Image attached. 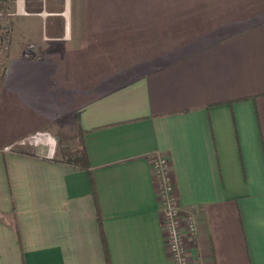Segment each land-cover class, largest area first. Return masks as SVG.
Wrapping results in <instances>:
<instances>
[{"label":"crops","instance_id":"crops-1","mask_svg":"<svg viewBox=\"0 0 264 264\" xmlns=\"http://www.w3.org/2000/svg\"><path fill=\"white\" fill-rule=\"evenodd\" d=\"M68 1L64 36L58 25L54 49L41 51L40 41L36 56L41 66L53 61L43 70L60 83L56 60L76 74L88 71L78 60H91L85 15L70 20ZM206 1L197 9L201 31L181 52L168 47L164 62L150 58L132 80L78 98L70 124L56 111L47 117L45 93L57 89L41 84L32 91L41 89L43 124L15 135L2 117L24 87L0 83V264H172L158 155L170 161L191 264H264V0ZM7 60L5 75L12 61L32 59L12 47ZM93 75L80 77L84 90H94ZM68 127L73 148L83 132L88 168L57 160L60 150L51 158L17 144Z\"/></svg>","mask_w":264,"mask_h":264},{"label":"rangeland","instance_id":"rangeland-1","mask_svg":"<svg viewBox=\"0 0 264 264\" xmlns=\"http://www.w3.org/2000/svg\"><path fill=\"white\" fill-rule=\"evenodd\" d=\"M179 1L182 2V0H174L176 3ZM188 1L189 3L182 4L180 7L182 9L174 14L160 10L162 7L160 0H70V20L76 19L81 11L85 15L87 46L91 60L78 61L87 65L85 68L94 74L92 87L94 90L90 92L84 90L86 88L84 86L88 87L87 83L80 81V77H89L85 76L88 71L79 68L76 74L69 62L62 60L61 65H57L56 60V68L61 69L62 86L59 77L56 81L54 74L47 73L46 75L44 72L46 70L44 68L51 67L53 61L44 62L46 64L41 66V59H36L40 41L41 51L50 52L46 44L51 43L49 48L51 51L54 49V44L49 37L57 34L58 25L62 28V34L66 29L67 0H23L24 11L22 12L20 0H15L9 10H0V27H2L0 28V83L24 88L15 91L14 108L6 110L7 118L2 117L3 121H12L15 135H21L27 130L41 126L43 124L41 89L32 91V87H41V84H45L55 85L57 89L56 92L45 93L47 117L51 110L56 111L61 114L63 120L69 123L68 121L74 118L78 98V102H81L83 99H89L91 96L112 88L121 79L132 80L150 66L152 67L153 61L152 63L148 61L150 58L155 57L157 62L161 63L167 57H172L171 52H181L183 47L187 46L189 38L195 37L201 31L198 23L200 14L197 9L199 4L204 3V0ZM31 10H40L41 15L31 16ZM53 12L58 15H52ZM120 19L127 20L129 25H125V28H118L116 25L118 21H121ZM28 21L29 24L31 21L32 27L22 28L24 22L29 25ZM136 24H140L141 27L131 29ZM67 37L71 35L67 34ZM63 42L69 45L70 38ZM12 47L15 52L20 51L32 60L12 61L5 75L8 66V52ZM55 47L59 50L65 49L61 46ZM168 47L169 56L166 53ZM144 62L146 64H143ZM72 76L74 80L71 79ZM65 88L68 90L65 91ZM47 123L46 120V125ZM37 132L39 131L27 137ZM41 132H49L56 150L62 153L67 148L73 147L76 142L75 136L70 134L69 127L67 132L62 131L57 136L52 131L42 130ZM19 146L32 149L41 147L45 150L43 146L34 144ZM46 153L47 150L41 154L46 155Z\"/></svg>","mask_w":264,"mask_h":264},{"label":"built area","instance_id":"built-area-1","mask_svg":"<svg viewBox=\"0 0 264 264\" xmlns=\"http://www.w3.org/2000/svg\"><path fill=\"white\" fill-rule=\"evenodd\" d=\"M18 145H40L47 150L46 156L54 157L56 147L49 132H37L30 137L20 140ZM13 145L7 148H11ZM155 179L158 184L165 244L171 257L172 264H191L187 246L186 232L183 227L181 206L175 191V182L170 172V161L164 155H158L153 160ZM187 230L195 234L197 227L193 217L186 220ZM200 264V263H198Z\"/></svg>","mask_w":264,"mask_h":264},{"label":"trees","instance_id":"trees-1","mask_svg":"<svg viewBox=\"0 0 264 264\" xmlns=\"http://www.w3.org/2000/svg\"><path fill=\"white\" fill-rule=\"evenodd\" d=\"M15 0H0V10H9L11 8L12 3H14ZM173 1V3H171ZM161 3V9L162 11H166L169 13H174L181 10V5L185 3H189L188 0H182V2L179 1V3L174 2V0H160ZM121 18V17H120ZM121 20V19H120ZM115 25V24H114ZM125 25H129V22L127 20H121L117 22V27H123ZM140 24H136L133 26L134 29H139ZM2 28V27H0ZM132 29V27H131ZM76 136L78 137L80 146L76 148H68L65 152L61 153L57 160L63 161L69 164H73L76 166H80L83 168H88V159H87V153L83 146V132L80 128H78Z\"/></svg>","mask_w":264,"mask_h":264},{"label":"bare ground","instance_id":"bare-ground-1","mask_svg":"<svg viewBox=\"0 0 264 264\" xmlns=\"http://www.w3.org/2000/svg\"><path fill=\"white\" fill-rule=\"evenodd\" d=\"M68 5H69V3H68ZM20 9H21V11H23V0H20Z\"/></svg>","mask_w":264,"mask_h":264}]
</instances>
